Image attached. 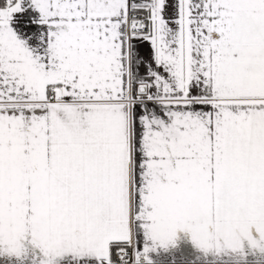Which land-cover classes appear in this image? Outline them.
Wrapping results in <instances>:
<instances>
[{
	"label": "snow or ice",
	"instance_id": "obj_1",
	"mask_svg": "<svg viewBox=\"0 0 264 264\" xmlns=\"http://www.w3.org/2000/svg\"><path fill=\"white\" fill-rule=\"evenodd\" d=\"M264 256V0H0V264Z\"/></svg>",
	"mask_w": 264,
	"mask_h": 264
},
{
	"label": "crops",
	"instance_id": "obj_2",
	"mask_svg": "<svg viewBox=\"0 0 264 264\" xmlns=\"http://www.w3.org/2000/svg\"><path fill=\"white\" fill-rule=\"evenodd\" d=\"M179 240L177 247L170 249L167 253L161 252L158 256L153 255L156 264H196L199 253L191 243L190 236L185 233H178ZM248 264H264V256L259 253L247 257ZM232 264H238L236 260Z\"/></svg>",
	"mask_w": 264,
	"mask_h": 264
}]
</instances>
